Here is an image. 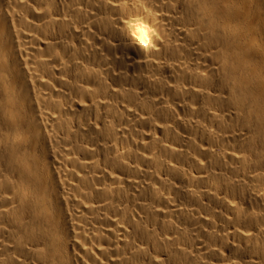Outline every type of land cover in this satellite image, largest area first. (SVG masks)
<instances>
[{"label":"bare ground","instance_id":"1","mask_svg":"<svg viewBox=\"0 0 264 264\" xmlns=\"http://www.w3.org/2000/svg\"><path fill=\"white\" fill-rule=\"evenodd\" d=\"M0 264H264V0H0Z\"/></svg>","mask_w":264,"mask_h":264}]
</instances>
